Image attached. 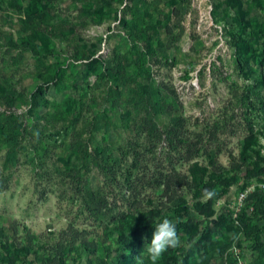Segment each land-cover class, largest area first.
Instances as JSON below:
<instances>
[{
	"label": "rangeland",
	"instance_id": "obj_1",
	"mask_svg": "<svg viewBox=\"0 0 264 264\" xmlns=\"http://www.w3.org/2000/svg\"><path fill=\"white\" fill-rule=\"evenodd\" d=\"M0 132V264H264V0H0Z\"/></svg>",
	"mask_w": 264,
	"mask_h": 264
},
{
	"label": "clouds",
	"instance_id": "obj_2",
	"mask_svg": "<svg viewBox=\"0 0 264 264\" xmlns=\"http://www.w3.org/2000/svg\"><path fill=\"white\" fill-rule=\"evenodd\" d=\"M215 195L214 190H204V199H211ZM177 223L167 217L157 222L151 242L146 247V252L151 264H158L169 249H178L182 246L181 238L177 232Z\"/></svg>",
	"mask_w": 264,
	"mask_h": 264
},
{
	"label": "trees",
	"instance_id": "obj_3",
	"mask_svg": "<svg viewBox=\"0 0 264 264\" xmlns=\"http://www.w3.org/2000/svg\"><path fill=\"white\" fill-rule=\"evenodd\" d=\"M2 134H4V136H2L4 138L6 136V133L0 132V135H2ZM6 138L7 139H10L9 137H5V139ZM258 173H260V174L264 173V168L261 169ZM181 184H183V183H181ZM205 189H207V185H204L203 187H201V191H200V193H199L198 196H203ZM213 204H214V200H213V198H211V199H208L205 202L204 201H197L196 203H194V206H195L196 210L200 214H203V215H206V216H211L215 212V209H214V205ZM243 211H245V208H243V210L241 211V213H243ZM77 232L78 231H75V233H77ZM78 240L80 241L81 244H84L85 243V241H83L84 239H81L79 237H75L74 241H78ZM66 241H67V243L69 242L68 240H66ZM63 242L64 241H59L52 248L53 252H51L49 254V256L46 259H44V262L46 264H49L48 262H50V264H53V262L55 263V261H58V264H61L62 263V260H63V251L66 249L65 244Z\"/></svg>",
	"mask_w": 264,
	"mask_h": 264
},
{
	"label": "built area",
	"instance_id": "obj_4",
	"mask_svg": "<svg viewBox=\"0 0 264 264\" xmlns=\"http://www.w3.org/2000/svg\"><path fill=\"white\" fill-rule=\"evenodd\" d=\"M250 190H255L254 186H251L249 188V190L246 191H241L238 196L236 197V199L232 202V203H228L227 204V208H230L233 210V215L234 217H238V215L241 213V211L243 210V208L245 207V202L247 200L248 197V192H250ZM234 253L236 254L237 257V262L236 264H247L245 263V261H243V259L239 256V252L236 250V248L233 250ZM225 264H227V261L225 262Z\"/></svg>",
	"mask_w": 264,
	"mask_h": 264
}]
</instances>
